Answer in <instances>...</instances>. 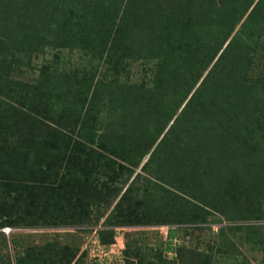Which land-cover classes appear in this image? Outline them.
<instances>
[{
    "label": "trees",
    "instance_id": "16d2710c",
    "mask_svg": "<svg viewBox=\"0 0 264 264\" xmlns=\"http://www.w3.org/2000/svg\"><path fill=\"white\" fill-rule=\"evenodd\" d=\"M63 48L90 58L59 70ZM216 215L264 264V0H0V228L103 221L111 245L167 225L158 247L129 240L127 264H251L225 227L221 263L175 242ZM0 235V264H84L59 242L13 258Z\"/></svg>",
    "mask_w": 264,
    "mask_h": 264
},
{
    "label": "rangeland",
    "instance_id": "374dc122",
    "mask_svg": "<svg viewBox=\"0 0 264 264\" xmlns=\"http://www.w3.org/2000/svg\"><path fill=\"white\" fill-rule=\"evenodd\" d=\"M217 1V0H209ZM48 57L53 60H57L56 68L59 70L66 69L73 71L75 67L83 65L85 60L90 56L80 49L70 50L69 48L63 49H51L48 52ZM37 66L36 69L30 70L26 66L23 68L26 73L20 75L22 80L32 81L40 72V66L43 64V58L35 59ZM97 62V61H95ZM133 78L138 79L141 75L138 65H134L132 69ZM140 168L137 172H140ZM136 175V174H135ZM134 175V176H135ZM132 177V179L134 178ZM130 180V182L132 181ZM129 182V183H130ZM118 200V199H117ZM115 201V203L117 202ZM113 204V206L115 205ZM112 206V207H113ZM220 215H216L210 218L206 223H190L181 224L178 238L176 243L181 244L185 242L190 248L197 249L206 253H211L214 256V260L221 263V252L214 247V242L218 239L220 227L226 228L227 236L237 244L238 250H235L239 256L236 258L238 261H245L251 264H260L262 252L252 251L250 245L243 243L242 239L245 238L246 233L238 231L233 233L227 227L234 225V223L228 221L218 220ZM104 220V219H103ZM102 222L98 225H79L75 227H59V228H14L9 235L4 234L8 238V247L4 250L9 252L11 257H15L16 252L19 249L28 247L29 245L45 244L48 242H59L61 244H71L78 246L81 252L85 251L84 264H127L125 260L124 250L126 243L130 240L147 244L150 246L158 247V244L163 240H167L169 226H135V227H116L115 242L111 245H105L100 242L98 230L102 228ZM243 224V223H240ZM187 228L190 232L185 235L183 229ZM3 232L0 228V233ZM18 238L21 245L15 248L12 244V239ZM1 239V235H0ZM169 257H173L172 252L168 253Z\"/></svg>",
    "mask_w": 264,
    "mask_h": 264
},
{
    "label": "built area",
    "instance_id": "2783aa9c",
    "mask_svg": "<svg viewBox=\"0 0 264 264\" xmlns=\"http://www.w3.org/2000/svg\"><path fill=\"white\" fill-rule=\"evenodd\" d=\"M3 232H5L7 235H9L12 231V227L10 226H5L3 228H1Z\"/></svg>",
    "mask_w": 264,
    "mask_h": 264
}]
</instances>
